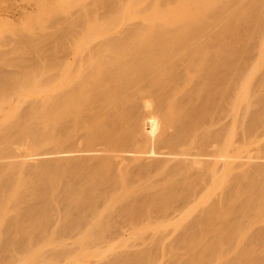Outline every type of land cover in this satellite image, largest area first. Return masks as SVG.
<instances>
[{"label": "bare ground", "instance_id": "bare-ground-1", "mask_svg": "<svg viewBox=\"0 0 264 264\" xmlns=\"http://www.w3.org/2000/svg\"><path fill=\"white\" fill-rule=\"evenodd\" d=\"M0 264H264V0H0Z\"/></svg>", "mask_w": 264, "mask_h": 264}, {"label": "rangeland", "instance_id": "rangeland-1", "mask_svg": "<svg viewBox=\"0 0 264 264\" xmlns=\"http://www.w3.org/2000/svg\"><path fill=\"white\" fill-rule=\"evenodd\" d=\"M124 239H125L126 243H128V244H133L134 245V244H137L138 243V241L135 240V239H133L132 236H129V237L124 236ZM146 241L147 240H145V242ZM83 258H84V255H83ZM83 258H82V263L92 260L91 258L86 257L85 260L83 261Z\"/></svg>", "mask_w": 264, "mask_h": 264}]
</instances>
